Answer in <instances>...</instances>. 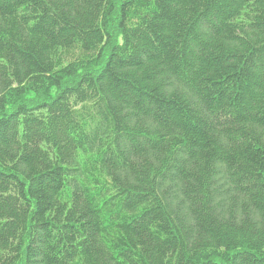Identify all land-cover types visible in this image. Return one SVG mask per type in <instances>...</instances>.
<instances>
[{
	"label": "trees",
	"instance_id": "1",
	"mask_svg": "<svg viewBox=\"0 0 264 264\" xmlns=\"http://www.w3.org/2000/svg\"><path fill=\"white\" fill-rule=\"evenodd\" d=\"M0 264H264V0H0Z\"/></svg>",
	"mask_w": 264,
	"mask_h": 264
}]
</instances>
